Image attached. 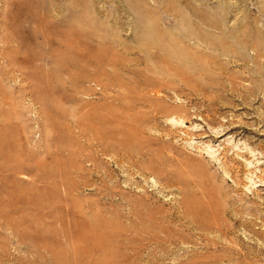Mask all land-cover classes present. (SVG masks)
<instances>
[{
  "label": "rangeland",
  "instance_id": "rangeland-1",
  "mask_svg": "<svg viewBox=\"0 0 264 264\" xmlns=\"http://www.w3.org/2000/svg\"><path fill=\"white\" fill-rule=\"evenodd\" d=\"M0 264H264V0H0Z\"/></svg>",
  "mask_w": 264,
  "mask_h": 264
}]
</instances>
